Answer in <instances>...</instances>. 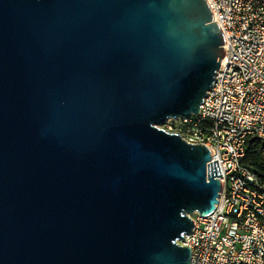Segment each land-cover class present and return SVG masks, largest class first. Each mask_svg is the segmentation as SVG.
Wrapping results in <instances>:
<instances>
[{
    "label": "water",
    "instance_id": "1",
    "mask_svg": "<svg viewBox=\"0 0 264 264\" xmlns=\"http://www.w3.org/2000/svg\"><path fill=\"white\" fill-rule=\"evenodd\" d=\"M223 44L206 0H0V264H190L222 177L159 126Z\"/></svg>",
    "mask_w": 264,
    "mask_h": 264
},
{
    "label": "built area",
    "instance_id": "2",
    "mask_svg": "<svg viewBox=\"0 0 264 264\" xmlns=\"http://www.w3.org/2000/svg\"><path fill=\"white\" fill-rule=\"evenodd\" d=\"M223 36L225 63L198 114L164 130L204 145L217 161L221 191L208 215L191 217L182 246L190 264H264V183L243 165L252 139L264 161V0H206Z\"/></svg>",
    "mask_w": 264,
    "mask_h": 264
},
{
    "label": "trees",
    "instance_id": "3",
    "mask_svg": "<svg viewBox=\"0 0 264 264\" xmlns=\"http://www.w3.org/2000/svg\"><path fill=\"white\" fill-rule=\"evenodd\" d=\"M260 144L256 140H251L247 149L246 157L243 160V165L252 173L256 174L257 178L264 183V161L258 156Z\"/></svg>",
    "mask_w": 264,
    "mask_h": 264
},
{
    "label": "rangeland",
    "instance_id": "4",
    "mask_svg": "<svg viewBox=\"0 0 264 264\" xmlns=\"http://www.w3.org/2000/svg\"><path fill=\"white\" fill-rule=\"evenodd\" d=\"M164 125H165V124H164ZM164 125H160L159 127L163 129V128H164Z\"/></svg>",
    "mask_w": 264,
    "mask_h": 264
}]
</instances>
